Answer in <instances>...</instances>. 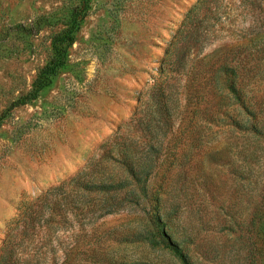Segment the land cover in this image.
Wrapping results in <instances>:
<instances>
[{"label": "rangeland", "instance_id": "obj_1", "mask_svg": "<svg viewBox=\"0 0 264 264\" xmlns=\"http://www.w3.org/2000/svg\"><path fill=\"white\" fill-rule=\"evenodd\" d=\"M199 1L89 0L16 105L85 0H0V264H264V0H210L171 64Z\"/></svg>", "mask_w": 264, "mask_h": 264}, {"label": "trees", "instance_id": "obj_2", "mask_svg": "<svg viewBox=\"0 0 264 264\" xmlns=\"http://www.w3.org/2000/svg\"><path fill=\"white\" fill-rule=\"evenodd\" d=\"M209 3L210 0H200L198 5L191 11V15L180 29L178 35L175 37L176 40L172 43L170 51L167 53L170 59L173 57L175 58L171 61V64L177 63L178 60L184 57L191 41H196L198 38L203 37V33L205 34V32L201 30V23L197 24L196 19L193 18V14L196 13V15H198L199 12L204 9L203 14H205V18L208 19ZM89 5V0H85V2H80L77 6L73 7L69 12V21L66 24V28L55 34L52 38V56L39 71L33 82L31 92L24 98L22 103H16V105H25L30 101L36 100L43 90L53 85L54 80L58 77L60 72L65 69L68 62L69 51L76 42V37L89 12ZM205 21L206 19L202 20V26ZM129 155L132 158L131 154ZM138 172L134 167L130 170L134 178L137 176Z\"/></svg>", "mask_w": 264, "mask_h": 264}]
</instances>
